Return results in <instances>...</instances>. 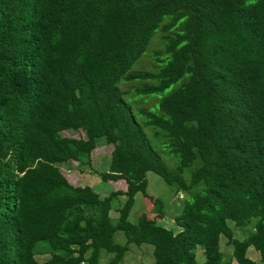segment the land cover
<instances>
[{
    "label": "trees",
    "instance_id": "trees-1",
    "mask_svg": "<svg viewBox=\"0 0 264 264\" xmlns=\"http://www.w3.org/2000/svg\"><path fill=\"white\" fill-rule=\"evenodd\" d=\"M100 136L98 176L124 181L104 196L60 168H86ZM146 171L187 195L175 232L128 219ZM129 243L153 264H255L249 246L264 264V0H0V264H117Z\"/></svg>",
    "mask_w": 264,
    "mask_h": 264
},
{
    "label": "rangeland",
    "instance_id": "rangeland-1",
    "mask_svg": "<svg viewBox=\"0 0 264 264\" xmlns=\"http://www.w3.org/2000/svg\"><path fill=\"white\" fill-rule=\"evenodd\" d=\"M148 48L144 51L141 57L145 56L147 50H149ZM149 61L150 58L148 57L142 58V64L144 66L148 64ZM136 64H138V62ZM140 67L141 66H138L136 68ZM151 68L153 67L150 66L148 69ZM169 89H166L165 92H167ZM159 96L160 95L149 96L151 97L149 99H155V103L148 105L146 108L155 112L156 102ZM134 117L137 122H141V116L135 114ZM142 130L143 132L148 133L152 132L154 129L146 126L142 128ZM65 132L69 134L75 133V131L73 130H65ZM147 142L151 145L153 151L156 152L159 157L165 162L168 168L174 167L176 157L173 155V153L169 152L168 148L164 145V141H160L159 139H150V141ZM110 149L111 145L106 143L103 137H97L95 139L94 148L90 151L89 154L85 155V158L88 161L86 168L81 170L77 167V170L73 165H71L70 168L65 165H61V171L64 173L66 179L71 184L88 185L100 196L107 195L113 190H121L124 188V181L122 179L114 181H103L97 174L98 172H104L108 169ZM145 179V194H141L140 192L135 193L134 201L128 214V219L130 221H133L138 215H144L152 221L160 223L166 228H171L174 232L177 231L178 228L173 223L172 218L180 211L184 200L183 198L187 197L186 193L174 192L173 188L170 185L165 183L158 174L152 171L145 172ZM179 194L183 195L182 198L178 197ZM123 199V194L113 195L110 199L109 217L112 223L117 222L118 209L120 208ZM227 222L236 238H243L246 235V230L243 228H248L249 225H246L243 228H238L234 226L232 222ZM114 240L118 243H124L125 237L121 231L117 230L114 233ZM218 243L219 250L222 254V261H224L230 256L231 246L225 243V237H223V235H219ZM151 250L152 246L148 244H140L139 246H137L129 243L127 250L117 264H153ZM194 251L195 259L198 261H202L204 255L202 253L201 247L196 245ZM246 256L252 259L255 264H262L259 260L258 252L255 251L252 246H249L247 248ZM45 257L46 255L44 254L34 255V258L38 263ZM106 257L107 255L102 251L100 254L99 264H102L105 261Z\"/></svg>",
    "mask_w": 264,
    "mask_h": 264
}]
</instances>
